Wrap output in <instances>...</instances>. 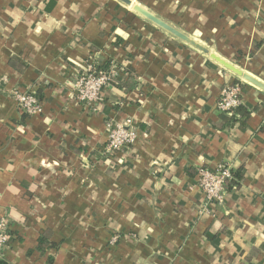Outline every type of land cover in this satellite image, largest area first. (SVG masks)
Here are the masks:
<instances>
[{
	"label": "crops",
	"instance_id": "obj_1",
	"mask_svg": "<svg viewBox=\"0 0 264 264\" xmlns=\"http://www.w3.org/2000/svg\"><path fill=\"white\" fill-rule=\"evenodd\" d=\"M0 0V224L7 264H264V0ZM257 79L258 86L212 57ZM113 61L97 106L75 96ZM233 80L251 113L231 128L218 99ZM42 111L23 115L13 91ZM113 119L129 148L106 153ZM243 174L204 210L197 170ZM49 231L58 248L37 249Z\"/></svg>",
	"mask_w": 264,
	"mask_h": 264
},
{
	"label": "built area",
	"instance_id": "obj_2",
	"mask_svg": "<svg viewBox=\"0 0 264 264\" xmlns=\"http://www.w3.org/2000/svg\"><path fill=\"white\" fill-rule=\"evenodd\" d=\"M113 61H109L107 70H96V66L90 67L77 76L73 83L76 98L85 106L96 107L102 97L104 89L114 80ZM228 85H230L228 83ZM241 89L238 85L226 86L220 94L222 100L220 110H229L239 104L238 94ZM17 106L22 113L33 115L42 111V102L33 91H13ZM108 141L105 152L113 155L114 152L129 148L137 139V131L127 124L116 122L113 119L107 121ZM230 165L220 162L214 167L202 166L197 171L196 185L204 194V210L215 205H222L227 193L226 185L232 178ZM209 211V210H208ZM9 232L5 224H0V255L2 248L9 240Z\"/></svg>",
	"mask_w": 264,
	"mask_h": 264
},
{
	"label": "trees",
	"instance_id": "obj_3",
	"mask_svg": "<svg viewBox=\"0 0 264 264\" xmlns=\"http://www.w3.org/2000/svg\"><path fill=\"white\" fill-rule=\"evenodd\" d=\"M108 68H109V61L108 60L105 61L104 64L96 66L97 71L101 70V69L107 70ZM111 83H114V80H112ZM229 84L231 86L238 85L240 87L241 92H240V94H238L239 104L233 108H230L229 110L223 111V110H220V108H218V110L220 112V120L223 121L224 126L231 128L237 122H244L245 123L246 119L249 117L251 112L249 110H247L246 108H244L243 103H242V83L240 81L233 80ZM230 85L226 84L223 88H225L226 86H230ZM37 97H38V95H37ZM221 100H222V98L220 96L218 99V104H220ZM218 107H219V105H218ZM23 115L25 116V115H29V114L23 113ZM231 172H232V178L230 180H228V182H227V185H226L227 191L229 189L231 190L232 188L241 187V181L243 179V174H242L240 169L235 170L232 168ZM9 239H10V237H9ZM47 246L58 248V244L52 243L50 241L49 231H44L40 235V237L38 238L37 249L44 251ZM47 263L48 264H54V257L49 256ZM0 264H7V263L0 260Z\"/></svg>",
	"mask_w": 264,
	"mask_h": 264
},
{
	"label": "water",
	"instance_id": "obj_4",
	"mask_svg": "<svg viewBox=\"0 0 264 264\" xmlns=\"http://www.w3.org/2000/svg\"><path fill=\"white\" fill-rule=\"evenodd\" d=\"M121 1H123L127 5H131L135 11L139 12L140 14H142L143 16H145L146 18H148L149 20H151L152 22H154L158 26L164 28L165 30H167L168 32H170L171 34H173L174 36L180 38L181 40H184L186 42H189V43L197 46L200 49L205 50L201 45L197 44L194 40H191L182 31L178 30L174 26H172L169 23L165 22L164 20H162L161 18H159L158 16H156L152 12H150L147 9L143 8L141 5L135 4L131 0H121ZM212 57L215 58L217 61H219L221 64H223L226 68H229L230 70H232L236 74L242 76L245 80H247V81H249V82H251L253 84H256L258 86L261 85V83L257 79H255L254 77L250 76L247 73H244L241 69L237 68L233 64H231V63H229V62L221 59L216 54H212Z\"/></svg>",
	"mask_w": 264,
	"mask_h": 264
},
{
	"label": "bare ground",
	"instance_id": "obj_5",
	"mask_svg": "<svg viewBox=\"0 0 264 264\" xmlns=\"http://www.w3.org/2000/svg\"><path fill=\"white\" fill-rule=\"evenodd\" d=\"M132 7V6H131ZM133 8V7H132Z\"/></svg>",
	"mask_w": 264,
	"mask_h": 264
}]
</instances>
